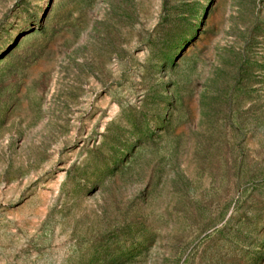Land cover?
<instances>
[{
    "label": "rangeland",
    "instance_id": "obj_1",
    "mask_svg": "<svg viewBox=\"0 0 264 264\" xmlns=\"http://www.w3.org/2000/svg\"><path fill=\"white\" fill-rule=\"evenodd\" d=\"M0 264H264V0H0Z\"/></svg>",
    "mask_w": 264,
    "mask_h": 264
}]
</instances>
